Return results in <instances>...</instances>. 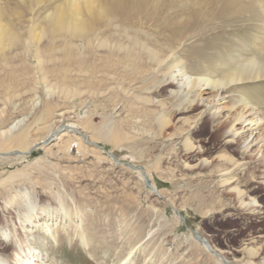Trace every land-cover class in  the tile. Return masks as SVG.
Listing matches in <instances>:
<instances>
[{"label":"rangeland","instance_id":"1","mask_svg":"<svg viewBox=\"0 0 264 264\" xmlns=\"http://www.w3.org/2000/svg\"><path fill=\"white\" fill-rule=\"evenodd\" d=\"M60 2L0 0V8L4 21L20 18L24 25L33 21L42 27ZM179 3L182 9L187 6ZM250 11L249 20L215 19L200 24L197 33L182 34L175 44L183 70L219 77V62L236 56L248 48L247 42L252 45L253 34L264 32L258 12ZM188 15L184 8L176 20H189ZM104 22L98 18L95 26L98 38L110 39V47L94 46V41L91 52L80 47L77 58L47 63L52 72L47 70L44 79L31 68L36 59L23 63L18 56L11 73L0 58V139L24 127L28 138L39 139L48 127L73 121L97 144L80 141L77 150L78 137L69 132L57 138L62 133L58 129L56 138L27 148L18 160L12 147L11 152L0 149L2 264H19L15 253L27 246L41 256L32 264H222L195 241L191 230L228 261L264 264V183L252 181L264 167L255 153L244 158L237 144L228 143L192 93L171 96L174 85L149 69L144 54L138 64L141 74L133 73L113 48L117 35L106 31ZM141 25L138 34L145 46L166 51L167 32L157 35L150 21ZM46 43L43 39L39 44L46 48ZM60 43L53 44L61 48ZM63 87L71 90L68 97L58 92ZM234 89H225L226 100L243 93L264 115V77ZM46 104L51 113L38 120ZM13 118L22 120L10 130L5 123ZM140 169L160 197L145 185ZM230 169L236 180L222 181ZM47 224L50 232H43L41 225ZM4 230L10 237L3 236Z\"/></svg>","mask_w":264,"mask_h":264},{"label":"bare ground","instance_id":"2","mask_svg":"<svg viewBox=\"0 0 264 264\" xmlns=\"http://www.w3.org/2000/svg\"><path fill=\"white\" fill-rule=\"evenodd\" d=\"M39 1L41 0H29L30 5L39 3ZM99 2L98 0H61V2L55 6L54 10L46 14V20L42 27H39L33 21L29 25H24L20 18H18L17 22L14 20L11 21L10 19L4 21L3 15L5 14L2 8H0L1 61L5 63V66L9 64L10 70H8L12 73L14 71L12 69L15 68L14 62L17 60L18 56H20L23 63L28 62L30 58L36 59L37 65L35 67L31 66V63L29 65L32 69L35 68L41 71L40 74L42 75V79H44L47 72H52V69L47 65L52 62V64H54L55 60H59L60 58L61 60L77 58L82 54L81 52H83L79 50L80 47H83L85 49L84 51L88 52L90 51L89 48L93 46L94 41L96 42L94 46H111V41L108 37L98 38L100 32L95 26V21L98 18H103L105 19V30L111 31V34L117 35V40L112 44L113 48L121 52L119 55L121 56L120 59L122 62L126 60L129 61L133 73L140 71L138 69V64L141 54H144L145 60L149 63V69L153 68V70L160 72L162 76L161 81H164L165 84L174 85L175 90L169 92L171 96L174 98H187L186 95L192 93V96L197 98V104L203 108L201 113H204L215 122V128L217 127L221 130L227 142L237 144L236 146L239 147V153H241L243 157L255 153L254 157L258 160L259 164L264 167V115H261L259 105L256 101H250L243 93H240L239 99L229 97L228 100H226L227 96L224 94L225 89L230 86L236 90V88L242 86L244 83L264 77V32H262V34H253L255 41L251 43L252 45L249 46V42H247L248 48L244 47L241 50L242 52H238L236 56H230L227 60H221L219 62L220 70L218 69L219 77L217 78H212L209 74H198L194 76L185 72L183 70L184 68L180 66L181 63L179 64L180 60H176L177 45L175 44V42L182 39V34L197 33L200 29V24L204 22L210 24V22L215 19L218 21L230 22L234 19L249 20V15H247L246 12L250 11L252 8L258 12L257 16L262 20L259 28L264 30V0H200L197 2L193 0H158L156 3H150V0H103L102 3ZM177 2H180L179 4L187 3V6L182 9L180 6L176 5ZM184 8H186L189 13V20H182L183 18L179 19L181 21L176 20L179 13L184 11ZM85 15H87V17H85ZM149 21L154 23L157 35H162L164 32H167L166 37H164L166 42L165 45L167 46L166 51L163 49L154 50L149 46H145V41L143 43L139 37L138 33L141 31L139 27L142 26L141 24L143 22ZM112 24L115 25L113 26ZM258 24L256 23V25ZM43 39L45 43L46 41L48 42L46 44L49 47L45 46L48 49L40 46L39 43ZM57 40L62 42L60 43L62 44L61 48H56V45L53 44ZM74 40L79 42L74 43ZM153 44L156 43L153 42ZM107 51L109 50H106V52ZM112 52L114 51L112 50ZM114 60H116V58ZM146 61H143L145 62L144 64L147 63ZM150 64L152 66H150ZM139 74H141V71ZM47 76L48 74L46 77ZM52 89H54V87H52ZM52 89L50 88L47 92L52 91ZM58 92L68 97L71 90L68 87H63V89H59ZM205 94L207 96H205ZM147 100L149 101L150 99ZM150 101L154 103L157 100L152 98ZM225 110L229 111L226 117L224 114ZM50 113L51 105L46 104L43 109V117H38V120L45 119ZM21 120L22 118L10 119L5 123L6 127L9 126L8 128L13 130V128L18 126ZM48 128L47 133L39 139L28 138L29 130L25 127L23 129L19 128L16 131L14 130L15 133H13V131L10 136L0 139V149L8 150L9 147L15 148H11V150H13V155H15L14 160H18L23 157L21 153L23 154V151L27 148L35 144H38V146H45L47 142L56 138L57 136L55 133L58 129L62 130V133H60L57 138L69 132L78 137L77 150L80 149V141L92 145L93 147L97 145L95 143L96 140L87 137L82 127L73 121L58 124L55 128ZM187 145L188 144H185V146ZM11 150L9 152H11ZM232 165L236 167L239 164L233 161ZM224 169L227 170V168H223L222 170ZM248 169L249 168L246 170L250 172ZM137 172L142 180H145V178L147 179L151 187L149 188L144 181L145 185L150 190L154 189L157 196L160 197L155 185L150 182L147 174L141 169ZM223 174L224 175H221L224 176V179H222L224 182L236 180L232 169ZM257 180L264 183V169L258 177L252 175V181ZM235 191L236 195L239 197L241 191L238 188H235ZM41 226L43 227V232H47L50 229L48 224ZM2 234L8 238L11 232L4 230ZM199 244L204 249L206 248L213 256H215L214 253L221 254L212 246L208 249L201 242H199ZM24 249L27 250V252ZM15 255L17 257L16 261H18L19 264H32V261L35 262L41 258L39 252L30 246L18 248ZM215 257L221 261L220 258L217 256ZM3 262H5V260L0 259V264ZM228 262L229 264H238L237 260L236 263L231 260ZM42 263L43 261H40L36 264ZM221 263L224 264L222 261Z\"/></svg>","mask_w":264,"mask_h":264},{"label":"water","instance_id":"3","mask_svg":"<svg viewBox=\"0 0 264 264\" xmlns=\"http://www.w3.org/2000/svg\"><path fill=\"white\" fill-rule=\"evenodd\" d=\"M145 183L149 186V188L151 187L147 181V179L145 178ZM152 192H155V190H151ZM181 217V219H183V217L181 215H179ZM192 231V234H193V237L198 241V242H201L202 244L205 245V247H207L208 249L210 248V244L207 242V240L204 238V237H201L196 231L194 230H191ZM214 252V251H213ZM215 256H217L218 258L221 259V261L224 263V264H229L228 260H226L221 254H217V253H214Z\"/></svg>","mask_w":264,"mask_h":264}]
</instances>
